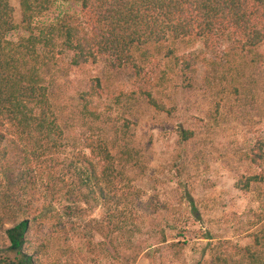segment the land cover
I'll use <instances>...</instances> for the list:
<instances>
[{"label": "rangeland", "instance_id": "1", "mask_svg": "<svg viewBox=\"0 0 264 264\" xmlns=\"http://www.w3.org/2000/svg\"><path fill=\"white\" fill-rule=\"evenodd\" d=\"M9 3L17 22V0ZM78 10L77 2L56 1L34 21L50 23L62 13ZM24 34L16 28L6 37L15 40ZM224 42L211 48L199 42L178 44L176 53L200 54L206 59L203 64L197 63L189 87L170 72L164 81L149 86L147 82L153 81L156 68L163 67L162 56L159 66L140 63L139 73L135 74L131 65L116 68L106 58L71 66L67 52L53 54L44 82L51 90L49 99L62 129L77 136L82 131L87 134L86 128L92 126L106 140L116 145L118 141L137 155L124 171L126 181L140 190V199L135 203L136 229L128 240L123 239V246L114 256L106 239L102 241L94 231L91 237L87 234L88 218L99 215L96 208L73 217L74 229L66 231L67 241L59 232L47 251L38 247L48 237L50 221L38 224L29 232L26 252L37 250L40 264H220L214 256L231 250L225 240L238 246L252 243L250 234L264 228V179L250 181L246 190L236 188L234 183L259 172L264 177V42L257 47L262 55L259 60L250 52L237 50L233 53L235 61L228 65L223 56ZM95 78L99 86L92 103L96 104L97 118L83 111L78 98ZM143 87L149 88L168 111H156L148 104L139 93ZM184 129L190 132L186 140L179 133ZM257 139L263 144L261 167L249 164L246 158ZM68 153L67 148L60 151L56 165L39 163L42 175L35 176L37 185L19 194L17 201L28 212L18 213L16 221L30 219L42 205L51 210L61 207L63 200L49 196L42 199L44 186L51 184L47 179L62 178ZM32 193L34 200L29 203ZM12 223L0 225V247L7 244L3 229ZM100 243L105 247L101 252ZM66 246L70 250L63 252Z\"/></svg>", "mask_w": 264, "mask_h": 264}, {"label": "trees", "instance_id": "2", "mask_svg": "<svg viewBox=\"0 0 264 264\" xmlns=\"http://www.w3.org/2000/svg\"><path fill=\"white\" fill-rule=\"evenodd\" d=\"M56 1L77 2L78 13H62L50 23H36L35 18ZM17 4L16 22L9 0H0V225L13 222L3 229L7 244L0 247V264H40L37 250L25 251L30 230L50 221L48 237L38 247L47 251L60 233L67 241L66 231L74 229L73 217L96 208L99 215L88 218L87 234L91 237L94 231L102 241L106 239V246L117 257L123 239L128 240L136 229L135 203L140 190L126 181L124 171L137 155L118 141L116 145L106 140L92 126L86 128L87 134L82 131L77 136L62 129L49 99L51 90L44 82L47 63L55 52L65 51L71 66L106 58L116 68L131 65L138 74L140 63L159 66L163 57V67L156 68L149 86L158 85L170 72L189 87L197 63L206 59L200 54L176 53L178 44L199 42L211 48L225 41V64L235 61L237 50L250 52L259 60L262 55L257 47L264 42V0H17ZM16 28L25 34L8 39L6 34ZM98 86L95 78L89 90L78 97L83 111L93 118L98 117L92 103ZM139 93L156 111H168L149 88H140ZM179 133L184 140L190 137L188 130ZM66 148L70 153L62 165V178L47 179L51 184L44 186L42 199L63 200L61 207L51 210L42 205L30 219L16 221L18 213L28 212L17 201L19 194L37 185L35 176L42 175L39 163L56 165L59 152ZM262 148V141L255 140L246 156L249 164L261 167ZM263 179L259 172L236 180L234 185L246 190L250 181ZM261 196L264 198V191ZM250 235L252 243L243 246L225 240L230 252L218 253L214 259L220 264H264V228ZM99 245V251H104L102 243ZM66 247L63 252L70 250ZM235 256L238 260H233Z\"/></svg>", "mask_w": 264, "mask_h": 264}]
</instances>
